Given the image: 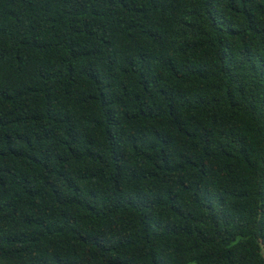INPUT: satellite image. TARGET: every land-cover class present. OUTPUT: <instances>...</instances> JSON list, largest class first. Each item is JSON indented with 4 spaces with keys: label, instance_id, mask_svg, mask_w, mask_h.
I'll list each match as a JSON object with an SVG mask.
<instances>
[{
    "label": "trees",
    "instance_id": "obj_1",
    "mask_svg": "<svg viewBox=\"0 0 264 264\" xmlns=\"http://www.w3.org/2000/svg\"><path fill=\"white\" fill-rule=\"evenodd\" d=\"M0 264H264V0H0Z\"/></svg>",
    "mask_w": 264,
    "mask_h": 264
}]
</instances>
